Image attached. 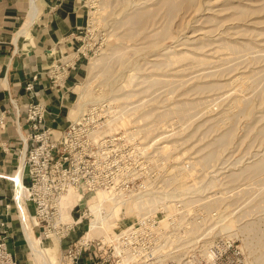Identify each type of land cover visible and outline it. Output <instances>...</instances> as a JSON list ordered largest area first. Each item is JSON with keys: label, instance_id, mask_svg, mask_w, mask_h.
Returning a JSON list of instances; mask_svg holds the SVG:
<instances>
[{"label": "rangeland", "instance_id": "obj_1", "mask_svg": "<svg viewBox=\"0 0 264 264\" xmlns=\"http://www.w3.org/2000/svg\"><path fill=\"white\" fill-rule=\"evenodd\" d=\"M168 1L85 0L81 47L56 80L65 125L82 115L101 122L118 176L128 165L149 186L178 178L179 203L191 207L181 245L226 236L246 264H264V167L253 166L264 160V0ZM98 59L108 62L93 68Z\"/></svg>", "mask_w": 264, "mask_h": 264}, {"label": "built area", "instance_id": "obj_2", "mask_svg": "<svg viewBox=\"0 0 264 264\" xmlns=\"http://www.w3.org/2000/svg\"><path fill=\"white\" fill-rule=\"evenodd\" d=\"M65 66L66 61L51 65L48 77L53 84ZM35 79L33 75L24 83L28 98L20 106L26 132L19 135V146L10 149L15 164L9 173L0 170V264H34L31 257L20 262L9 246L13 222L22 236L24 228H29L34 235L57 238L59 264H246L242 246L226 236L207 242L212 234L205 233L192 245H181L190 238L182 234L188 227L180 224L190 221L191 207L179 203L183 201L178 190L153 213L142 212L129 220L125 208L130 202L145 201L148 178L133 179L128 165L123 175H117L120 163L106 156L113 150L114 135L102 131L101 122L92 115H82L63 127L45 125V107L34 89ZM9 102L14 107L13 99ZM7 113L6 108H0L1 129L6 127ZM7 148L2 143V149ZM70 190L81 197L63 209L60 201ZM99 191L121 207V219H126L122 230L106 241L83 237L94 216L87 199Z\"/></svg>", "mask_w": 264, "mask_h": 264}, {"label": "crops", "instance_id": "obj_3", "mask_svg": "<svg viewBox=\"0 0 264 264\" xmlns=\"http://www.w3.org/2000/svg\"><path fill=\"white\" fill-rule=\"evenodd\" d=\"M88 12L85 0H0V108L8 112L6 127L0 128V170L9 173L15 164L10 149L19 146V135L26 132L20 105L28 98L24 83L33 75L34 89L45 107V125L65 126L60 105L64 91L52 83L48 71L52 62L63 61L79 50ZM2 143L8 147L6 151ZM13 225L9 246L24 262L30 259L24 256L26 243L15 222Z\"/></svg>", "mask_w": 264, "mask_h": 264}, {"label": "bare ground", "instance_id": "obj_4", "mask_svg": "<svg viewBox=\"0 0 264 264\" xmlns=\"http://www.w3.org/2000/svg\"><path fill=\"white\" fill-rule=\"evenodd\" d=\"M171 1L172 0H169L168 3L170 2L169 4H171V6H172L174 3L172 4L173 1L172 2ZM171 9L172 8H169V10H171ZM134 15H135V17L134 18L132 17L134 20L131 19L133 21H135L136 18L141 19L140 16L143 17V15H141V14H134ZM137 16H139V17H137ZM136 20H138V19H136ZM80 47L81 46H78V49H80ZM235 52H237V51H235ZM247 54H248V52H247ZM231 58H232V56H231ZM181 59H183V58H181ZM101 60H99V59H98V61H95L94 60V64H93L92 67L93 68L95 67V63H97L96 64V66H97L98 64L99 65L101 63L103 64V62H104V64H105V62H108L107 61L108 59L106 61H104V59L102 61ZM54 63L55 62H52V64H54ZM101 68H103V67H101ZM257 77H259V76H257ZM261 87H262V85L260 86V89H261ZM81 91H82V93H79V95H78L79 98H81L82 95L85 94L84 90H81ZM230 105H232V104H230ZM237 105H238V103H237ZM244 107H246V105H244ZM67 111H68V114H69L70 117H72V113L75 115V113H74L75 110L73 111V107L71 109L67 110ZM243 111L241 110V112H243ZM245 111L247 112L246 109H245ZM78 112H79V110H78ZM225 112H227V111H225ZM243 114H245V112ZM180 115H182V114H180ZM209 155L210 154H208L207 156H209ZM253 166H256L255 167L256 169L257 168H260V167H264V160H260L259 159L257 162H254ZM168 169L171 170V173L170 174H174V173L178 172V170H175L174 167L167 168L166 170H168ZM164 176L167 177V174L165 173ZM162 179H164V178H162ZM168 179L171 180L169 177L166 178L165 180L167 181ZM172 182L174 183L173 186L170 185V183H165L164 182V183L161 184L159 180L152 181V179H150V187H149V190H148V195L145 197V201L140 202V203L130 202L127 205V207L125 208V214L126 213H134L135 215L136 214L137 215H140V214H142V212H147V211L153 213L157 208H159L160 206H162V204L164 202H166V201L169 200L168 197H170V196L173 195L172 194L173 191L175 193V192H177V190L179 188H182V187H179L178 186V178H175L173 176ZM179 185L182 186L183 185V182L180 183ZM80 197H81V194L79 192L70 190L67 194H65L62 197V199L60 201V205H61V207L63 209L64 208L69 209ZM86 203H87V206L94 213V216L89 219V229L86 230L85 233L83 234V237L84 238H100V239L106 241V240H110L111 238H113L115 235H117L122 230L124 224H123V222L121 220V217L120 216H119L120 218H117L116 217V210H118L119 213H120L121 212V207L118 204L111 203L110 200H109V196L104 191H99V192H96V193L91 194L89 196V198L87 199V202ZM142 209H144V210H142ZM230 230H229V232H230ZM234 232L235 231L232 229V231H231L230 234L233 235V234H235ZM33 235L34 234L31 232V230L29 228H24L23 236L26 239L25 246H26V249L28 250V252L31 254V258L33 260V263H34V261L36 259V262L37 261H40L41 264H58V260H57V257H56V250L59 247L58 246V240H57V238H55V237L52 236L55 239V240H53L54 243H52V245H50L49 247H44L41 244V240L40 239H36ZM37 236L38 237H44L45 238V236H43V235H37Z\"/></svg>", "mask_w": 264, "mask_h": 264}]
</instances>
